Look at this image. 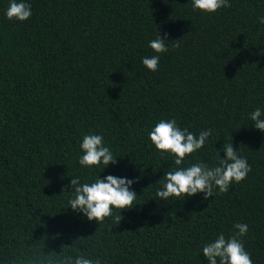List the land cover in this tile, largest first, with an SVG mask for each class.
Masks as SVG:
<instances>
[{"label": "trees", "instance_id": "1", "mask_svg": "<svg viewBox=\"0 0 264 264\" xmlns=\"http://www.w3.org/2000/svg\"><path fill=\"white\" fill-rule=\"evenodd\" d=\"M31 3L21 23L5 18L8 0H0V261L29 247L59 254L77 240L104 264H207L201 244L247 223L245 249L264 264V133L242 126L264 106V0H230L211 15L192 11L189 0ZM157 31L169 51L152 72L141 57L153 54L147 44ZM172 117L192 132L214 130L196 154L209 164L232 136L251 166L247 177L208 200H156V185L147 187L171 159L146 132ZM88 133L102 134L120 156L101 178L140 177L138 204L119 224L65 209L70 176L89 175L77 163Z\"/></svg>", "mask_w": 264, "mask_h": 264}, {"label": "clouds", "instance_id": "2", "mask_svg": "<svg viewBox=\"0 0 264 264\" xmlns=\"http://www.w3.org/2000/svg\"><path fill=\"white\" fill-rule=\"evenodd\" d=\"M189 2L192 11L208 15L230 7V0ZM4 16L9 21L22 23L28 20L32 16L31 0H8ZM257 22L264 25V15L258 16ZM168 42L167 35L161 37L158 31L156 37L148 41L147 47L153 54L141 57V64L147 70H158L161 55L169 51ZM247 119L251 123L242 125L243 127L251 126L264 133V106H256L247 114ZM213 132L210 128L198 133L192 132L189 128L182 127L174 117L161 118L147 130L146 136L150 146L160 157L171 159V166L164 170L162 178L147 187L156 185V200L183 201L198 194L208 200L215 195L229 192L232 185L247 177L251 166L247 157L241 153L240 147H233L232 136L230 141L224 142L219 149L214 147V163L209 164L198 158L196 154L207 146ZM78 150L77 163L89 175L81 173L70 176L71 191L67 190L68 185L61 191L66 201L65 209H71L99 225L106 219L119 224L123 219L122 211L130 210L138 204L133 185L140 177L109 174L101 178L100 174L109 165H116L117 158L120 157L106 143L102 134H83L78 142ZM189 158L195 162H189ZM155 172L153 170V173ZM248 231L247 223H235L230 234L220 232L204 241L199 248V255L204 257L207 264H253L243 240ZM74 242L71 246H63L59 254L52 252L45 255L44 252L33 251L29 247L22 257L9 260L8 264H104L101 258L79 249ZM0 264H4V261H0Z\"/></svg>", "mask_w": 264, "mask_h": 264}]
</instances>
